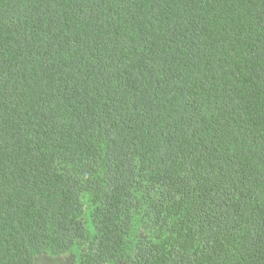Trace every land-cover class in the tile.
<instances>
[{
	"label": "trees",
	"instance_id": "1",
	"mask_svg": "<svg viewBox=\"0 0 264 264\" xmlns=\"http://www.w3.org/2000/svg\"><path fill=\"white\" fill-rule=\"evenodd\" d=\"M67 254L264 264V0H0V264Z\"/></svg>",
	"mask_w": 264,
	"mask_h": 264
},
{
	"label": "rangeland",
	"instance_id": "2",
	"mask_svg": "<svg viewBox=\"0 0 264 264\" xmlns=\"http://www.w3.org/2000/svg\"><path fill=\"white\" fill-rule=\"evenodd\" d=\"M73 255H74V261H75L77 253H73ZM70 257H71L70 254L62 256L60 258L51 257L50 259L40 261L38 264H71L72 258Z\"/></svg>",
	"mask_w": 264,
	"mask_h": 264
}]
</instances>
